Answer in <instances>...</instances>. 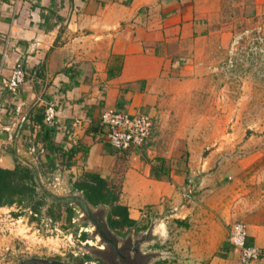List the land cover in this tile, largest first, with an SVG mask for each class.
I'll list each match as a JSON object with an SVG mask.
<instances>
[{"label": "crops", "instance_id": "obj_1", "mask_svg": "<svg viewBox=\"0 0 264 264\" xmlns=\"http://www.w3.org/2000/svg\"><path fill=\"white\" fill-rule=\"evenodd\" d=\"M214 6L212 0H0L1 75L16 62L26 74L14 94L0 90V146L12 148L10 132L24 118L16 144L42 162L41 178L53 191L72 192L86 173L114 184L117 204L137 226L159 220L160 238L166 225L176 228L177 264H240L225 239L234 221L244 224L246 245L262 254L250 264H264V203L241 209L242 200L226 198L221 176L208 173L206 161L194 168L179 160L182 145L193 142L181 131L183 112ZM47 103L56 104L50 143L59 154L71 152L67 165L40 140ZM105 109L149 117L148 142L125 152L109 148L99 125ZM11 151L0 149L1 168L15 166Z\"/></svg>", "mask_w": 264, "mask_h": 264}, {"label": "rangeland", "instance_id": "obj_2", "mask_svg": "<svg viewBox=\"0 0 264 264\" xmlns=\"http://www.w3.org/2000/svg\"><path fill=\"white\" fill-rule=\"evenodd\" d=\"M212 1L211 34L197 62L190 106L183 112L181 131L193 142L182 145L179 160L194 168L206 161V171L221 176L226 198L238 197L242 209L264 203V0ZM0 147L10 151L11 143ZM42 209L36 217L19 206L0 209V264L34 257L66 264H123L93 235L76 208L70 222L64 207L53 210L55 221H46ZM151 222L139 224L143 230L115 234L118 246L127 237L131 242L139 239L150 224L154 234L164 233L159 220ZM174 230L166 225L165 237L142 244L141 255L130 253V260L145 264L142 255L152 253L156 256L148 264H177ZM81 233L86 235L83 240Z\"/></svg>", "mask_w": 264, "mask_h": 264}, {"label": "trees", "instance_id": "obj_3", "mask_svg": "<svg viewBox=\"0 0 264 264\" xmlns=\"http://www.w3.org/2000/svg\"><path fill=\"white\" fill-rule=\"evenodd\" d=\"M40 122L42 128L40 140L44 144L46 143L48 150L58 154L59 164L62 163L63 165H67V161H69L71 157V152L59 154V150L52 147L50 143L53 129H46L42 125V120ZM62 161H65V163ZM50 164H48L47 168L53 169L55 165L53 163ZM37 167L40 176L44 177V165L41 161H38ZM115 187L114 184L108 183L98 175L86 173L72 183V192H79L91 207L101 205L107 208L106 223L108 228L115 234L124 236L130 230H143L145 227L138 228L136 223L128 218L126 209L117 204V192L115 191ZM44 200H46L44 196L36 190L28 167L17 160L13 169H4L0 167V208L19 206L27 208L32 214L38 216L39 209L44 206ZM60 207H64L66 221L70 222L75 209L68 204L50 203L45 212L46 217L50 221L57 220L53 217V210L59 209ZM174 223L183 225L182 222L177 220L174 221ZM85 236V233H81V240H83ZM153 264H164V261H156Z\"/></svg>", "mask_w": 264, "mask_h": 264}, {"label": "built area", "instance_id": "obj_4", "mask_svg": "<svg viewBox=\"0 0 264 264\" xmlns=\"http://www.w3.org/2000/svg\"><path fill=\"white\" fill-rule=\"evenodd\" d=\"M25 78L24 69L19 62H16L6 77H3L0 71V90L14 94L24 84ZM41 120L46 129L56 128L55 103L44 105ZM80 124L81 121L75 119L72 126L78 127ZM99 125L103 128L105 144L116 152H125L139 149L148 142L153 122L142 114L128 115L113 109H105L100 115ZM28 213L36 217L30 211ZM245 238L246 230L243 223L234 222L229 226L226 242L231 250L238 255L240 264H250L262 256L258 249L246 245Z\"/></svg>", "mask_w": 264, "mask_h": 264}, {"label": "water", "instance_id": "obj_5", "mask_svg": "<svg viewBox=\"0 0 264 264\" xmlns=\"http://www.w3.org/2000/svg\"><path fill=\"white\" fill-rule=\"evenodd\" d=\"M24 118L21 119L19 125L17 126L16 132L14 134V143L11 148V153L13 157L16 158L18 162L28 167L30 174L36 190L44 196L47 202L55 204H68L77 209L78 214L81 216L83 222H87L93 229V235L97 236L101 244L107 247L110 252L118 258V260L123 264H134L132 259L130 260L129 254L132 256H138L140 254V246L146 242L157 241L160 238V234L156 235L153 233L154 225L150 224L146 233L143 234L139 239L131 242L127 237L124 241V245L118 246V238L115 233L111 231L106 223V212L104 207L99 205L97 207H91L82 197L79 192L74 193H57L53 191L52 187L46 185L42 180L37 167V162L31 153H26L24 149L17 146L16 140L18 133L22 126ZM144 256L145 264H148L151 259L156 255L148 253ZM17 264H66L57 260L44 259V258H29L26 260H20Z\"/></svg>", "mask_w": 264, "mask_h": 264}, {"label": "flooded vegetation", "instance_id": "obj_6", "mask_svg": "<svg viewBox=\"0 0 264 264\" xmlns=\"http://www.w3.org/2000/svg\"><path fill=\"white\" fill-rule=\"evenodd\" d=\"M117 258V257H116ZM118 259V258H117Z\"/></svg>", "mask_w": 264, "mask_h": 264}]
</instances>
